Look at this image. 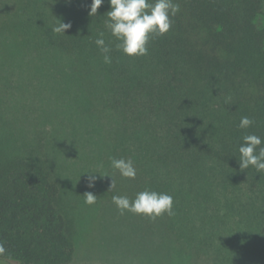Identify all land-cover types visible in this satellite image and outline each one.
Instances as JSON below:
<instances>
[{"label": "trees", "instance_id": "16d2710c", "mask_svg": "<svg viewBox=\"0 0 264 264\" xmlns=\"http://www.w3.org/2000/svg\"><path fill=\"white\" fill-rule=\"evenodd\" d=\"M174 3L179 11L171 29L151 36L147 55L129 56L106 27L108 0L95 16L89 15L91 0H51V69L63 71L67 59L72 73L98 78L103 103L131 135L119 139L123 154L117 156L134 163L137 174L129 184H154L152 191L176 198L174 212L185 224L188 199L203 230L218 228L220 240L226 236L230 247H244L250 253L244 264H264V173L251 165L242 169L239 159L245 134L264 137V0ZM60 20L71 28L54 34ZM101 32L110 64L95 44ZM244 116L255 121L248 129L239 128ZM6 172L0 180V243L6 248L0 260L72 264L76 245L50 169L22 159ZM238 229L243 234L234 240L230 233ZM200 243L210 246L207 236Z\"/></svg>", "mask_w": 264, "mask_h": 264}, {"label": "rangeland", "instance_id": "374dc122", "mask_svg": "<svg viewBox=\"0 0 264 264\" xmlns=\"http://www.w3.org/2000/svg\"><path fill=\"white\" fill-rule=\"evenodd\" d=\"M36 19L44 22L41 27ZM63 62V71L51 69V0H0V180L16 160L47 165L75 241L72 264H244L250 253L227 245L226 236L220 240L218 228L203 230L188 199L187 224L177 211L155 219L121 213L114 195L135 199L155 185L129 184L112 167V159L123 154L119 139L130 140L129 129L103 103L98 78L72 73ZM89 171L99 172L94 187L88 186ZM86 192L97 196L95 204L85 203ZM243 231L230 236L237 240ZM205 236L208 248L200 243Z\"/></svg>", "mask_w": 264, "mask_h": 264}, {"label": "clouds", "instance_id": "9594fccd", "mask_svg": "<svg viewBox=\"0 0 264 264\" xmlns=\"http://www.w3.org/2000/svg\"><path fill=\"white\" fill-rule=\"evenodd\" d=\"M105 0H91L90 16L98 13ZM110 10L106 13L108 20L106 27L111 31L112 36L120 43L116 44L118 50L129 56H144L148 54V44L153 34L164 35L172 26L173 17L179 11V5L174 0H108ZM71 28L70 23L57 21L52 27L54 34H65ZM104 33L101 32L95 40V44L104 53V63L110 64L112 57L109 55L111 48L106 44ZM255 121L244 116L241 118L239 128L248 129ZM264 137L255 133L245 134L243 143L239 146V159L242 169L250 165L255 167L257 172L264 173ZM112 167L119 170L121 176L135 179L137 171L131 159H112ZM88 175V186L94 187L98 177L95 171L85 172ZM101 174V173H100ZM106 175V174H101ZM112 176V175H110ZM111 183L110 190L116 186L115 177ZM109 190V191H110ZM85 203L92 205L97 201V196L92 192L84 194ZM115 205L121 213L125 210L136 214H143L155 219L165 213L169 216L175 214L173 209V197L167 193L144 190L136 194L135 199L127 196L114 195L112 197ZM6 252L3 243H0V256ZM0 264H4L0 260Z\"/></svg>", "mask_w": 264, "mask_h": 264}]
</instances>
